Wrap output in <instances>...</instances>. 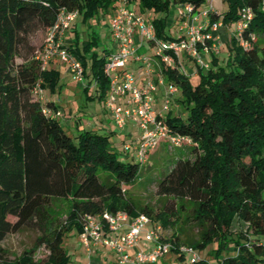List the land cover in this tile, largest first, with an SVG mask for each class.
I'll list each match as a JSON object with an SVG mask.
<instances>
[{
  "label": "trees",
  "instance_id": "obj_1",
  "mask_svg": "<svg viewBox=\"0 0 264 264\" xmlns=\"http://www.w3.org/2000/svg\"><path fill=\"white\" fill-rule=\"evenodd\" d=\"M120 1L0 0V242L35 220L43 230L38 241L49 250L42 260L34 258L33 249L10 259L0 248V264H71L65 237L81 234L88 214L144 213L166 228L181 209L198 228L199 238L191 247L198 253L212 243L216 247L212 259L199 253L192 262L180 251V234L174 233L170 251L178 264H264V0H224L223 12L210 8V0H128L138 13L154 14L148 19L162 39H173L166 27L176 6L207 9L210 21L221 20L225 26L237 24L247 8L253 13L242 38L234 30L226 41V60L212 52L208 68L196 60L194 68L177 59L162 63L166 80L177 85L185 107L183 113L172 107L166 123L191 143L184 144L187 156L178 157L158 184V194L182 203L161 211L139 207L128 195L145 165L117 150L111 133L82 129L72 136L58 118L44 113L54 103L34 93L38 82L55 92L60 71L52 64L42 67L36 57L42 46L33 45L32 35L53 26L64 8L77 11L86 23L95 14L112 16ZM77 27L67 46L83 64L88 79L84 89L94 84L97 95L107 97L109 49H98L96 32L80 41ZM199 50L203 55L202 45ZM53 198L68 200L70 209L66 220L47 232V207Z\"/></svg>",
  "mask_w": 264,
  "mask_h": 264
},
{
  "label": "built area",
  "instance_id": "obj_2",
  "mask_svg": "<svg viewBox=\"0 0 264 264\" xmlns=\"http://www.w3.org/2000/svg\"><path fill=\"white\" fill-rule=\"evenodd\" d=\"M209 7L213 8V5L209 4ZM181 8L182 34L176 39L158 37L154 23L138 13L128 0L120 1L110 20L111 37L116 49L109 50L106 56L105 72L109 76L110 87L105 105L121 127L130 121L138 126L139 136L126 141L122 151L134 156L142 165H146L150 152L163 142L169 150L191 143L190 137L174 131L166 123V116L172 109L178 87L166 80L162 63L170 65L176 59L180 60V53H184L194 58L202 68H208L209 62L204 59L199 46L208 48V40H214V33L224 26L221 20L210 21L207 9L195 11L191 4H185ZM78 16L77 11L62 9L54 25L48 28L46 41L36 57L43 68L49 66L53 59L69 64L75 77L83 82V64L64 41ZM201 16L205 18L202 21ZM252 17L250 8L243 11L235 30L239 38H242L243 30ZM142 43L156 46V55L160 59L138 53V46ZM249 44L246 40L242 41L243 46L247 47ZM131 61L138 62V73L127 67ZM34 93L44 100V89L40 82L34 87ZM43 111L55 118L61 115L54 107H45ZM150 223L152 227L149 228ZM142 232L154 242V246L149 250L136 251L132 258L128 249L139 243ZM160 232L161 226L153 223L147 214L131 217L125 211H105L101 215H86L81 235L87 248L102 244L117 251L121 264H152L172 247V242L163 240ZM180 251L192 262L199 258V253L191 246L181 245Z\"/></svg>",
  "mask_w": 264,
  "mask_h": 264
},
{
  "label": "rangeland",
  "instance_id": "obj_3",
  "mask_svg": "<svg viewBox=\"0 0 264 264\" xmlns=\"http://www.w3.org/2000/svg\"><path fill=\"white\" fill-rule=\"evenodd\" d=\"M209 4H212L213 9L219 12H223L227 8V2L224 0H212L209 1ZM172 10L173 14L170 16L166 32L173 39H176L182 34V31H180L182 20L178 17L179 11L175 7H173ZM143 15L146 18L154 17V14L149 12H144ZM110 20V14L105 13L95 14V16L86 23H83L77 18L64 40L66 45L72 42V37H74L75 29L78 24L79 27L77 28L80 30V41L87 38L92 32H96L99 35L98 49L100 51L103 47L109 50H115L116 46L112 41L110 32ZM230 26L233 31L237 28L236 23H232ZM47 33L48 29H40L32 35L31 40L36 48L44 44ZM216 33H214V40H212V44L208 46V48L205 49V46H202L205 49L204 52L207 53V59H205L207 61H210L212 52L219 56L220 60H226L227 57L226 48L224 47L227 37L223 38L222 34H220V38H217L215 35ZM231 35L230 32V36ZM107 52L108 51H106V53ZM156 52L157 47L151 46L146 54L159 60L160 58L156 55ZM180 60L186 67H191L192 65L196 67L195 59L186 56L184 53H180ZM54 66L60 71V82L55 92L44 89V101L48 99L54 100V106L61 112L58 119L66 131L72 136L77 135L78 129L75 125L76 119H79V124L85 125L89 123L101 133H111L110 139L113 146L122 152L124 143L129 141L132 135L139 133L138 126L131 121V123L127 122L123 127L118 125L114 116L106 108V97L100 98L97 95L98 93L94 84L91 85L89 91H86L84 86L88 83L87 78L84 77L83 82L79 81L75 77L69 64L65 62L59 61L55 63ZM133 71L138 73V70ZM192 79L194 80L195 76H193ZM180 97L181 92L179 91L174 97L172 106L174 113H183L185 110V107H183L179 101ZM71 120L73 123L70 125L67 121L72 122ZM163 144L166 143L163 142L161 146H158L150 152L148 155V162L143 168L141 178L127 189L128 195L132 197L137 206L143 207L149 205L155 211H161L165 206L171 205L180 207L182 201L158 194V184L167 174L173 163L176 162L178 157L187 156L188 154L185 145L174 150H169L167 145L165 147ZM183 203L188 206L187 202L183 201ZM69 209L70 202L68 200L53 198L50 205L47 207L48 217L45 230L48 232L51 228L62 224L67 218ZM178 215V219H175L174 224L171 226L165 228L160 225V235L163 240L171 242L173 234L179 233L182 244L191 246L190 243L199 238L198 228L196 225L189 224L186 220V212L184 210L181 209ZM153 223H155V221ZM148 226H151V223ZM42 232L43 230L36 225V221L34 220L26 224L20 231L9 234L0 242V248L4 251L6 257L10 259L19 256L26 249H33L35 251L34 258L36 260H42L49 254V250L44 245H40L38 241ZM153 244L154 242L147 239L146 233L142 232L139 243L135 247L129 248L128 252L130 256L134 258L136 251L146 250L147 247H151ZM64 245L71 255V264H121L117 251L102 244L91 245L87 248L83 243L81 234H76L74 232L68 234L65 237ZM215 247L216 243H212L199 253L202 257L212 259L213 256L211 253ZM175 258L176 254L173 251H169L161 256L157 262L152 264H178L179 261Z\"/></svg>",
  "mask_w": 264,
  "mask_h": 264
},
{
  "label": "crops",
  "instance_id": "obj_4",
  "mask_svg": "<svg viewBox=\"0 0 264 264\" xmlns=\"http://www.w3.org/2000/svg\"><path fill=\"white\" fill-rule=\"evenodd\" d=\"M178 11H179V14H178V16H180V13H181V11H182V8H181V6H176L175 7ZM205 18L204 17H200V20L202 21V20H204ZM224 28V29H223ZM222 29V30H221ZM220 30H221V32H220V30L215 34L216 35V37L217 38H220V34H222V36H223V38H226L227 37V40L229 39V37H230V32H231V34H232V32H233V29H232V27L231 26H224V27H222ZM220 32V33H219ZM71 36H72V34H71ZM73 38V37H72ZM226 40V41H227ZM106 48V47H105ZM150 49V46L147 44V43H142V44H140L139 46H138V53H147L148 52V50ZM203 56H204V58L205 59H207V53L206 52H204L203 51ZM57 62H59L57 59H53V61L51 62L52 63V65L54 66V64L55 63H57ZM127 67L130 69V70H138L139 69V64H138V62H136V61H131V62H129L128 63V65H127ZM190 67V66H189ZM190 68H194V65H192ZM48 100H50V101H52L53 103H54V100L53 99H48ZM55 109H57V107H54ZM79 119H76V128L78 129V132L80 131V130H82V129H95L92 125H90L89 123L88 124H85V125H83V124H79V121H78ZM72 121V120H71ZM67 123L68 124H72L73 123V121L72 122H70V121H67ZM129 123H131V122H129ZM139 136V133H136V134H134V135H132V137H131V139H135V138H137ZM161 146V145H160ZM163 146H165L166 147V144H163ZM185 152V151H184ZM123 154V153H122ZM125 157H127V155H125V154H123ZM149 228L150 227H152V226H148ZM154 246V244L151 246V247H147V249L146 250H149V249H151L152 247Z\"/></svg>",
  "mask_w": 264,
  "mask_h": 264
}]
</instances>
